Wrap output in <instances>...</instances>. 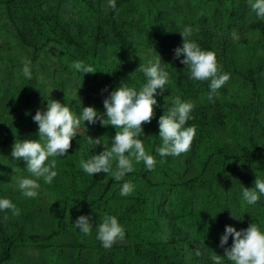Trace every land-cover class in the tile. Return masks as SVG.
<instances>
[{
  "label": "rangeland",
  "instance_id": "obj_1",
  "mask_svg": "<svg viewBox=\"0 0 264 264\" xmlns=\"http://www.w3.org/2000/svg\"><path fill=\"white\" fill-rule=\"evenodd\" d=\"M115 4L112 9L109 0H0V199H10L20 209L19 216L0 211V236L56 233L52 238L22 236L1 264H214L213 255L232 264L225 250L234 238L220 246L226 226L241 231L255 223L264 230V195L254 205L242 198L243 187H254L256 176L264 179V19L251 11L248 0ZM185 27L193 29L190 40L214 51L222 72L230 74L211 100L210 81L190 79V69L180 62L184 57H175ZM158 54L170 83L155 96V117L143 125L141 136L156 158L155 169L135 164L121 181L103 172L87 174L80 161L104 150L88 138L103 137L110 148L120 129L82 121L68 153L55 158L58 175L51 184L41 178L37 197L25 198L17 180L35 177L11 152L17 140L39 138L36 112L46 111L48 101L55 100L78 116L85 107L103 114V101L122 83L137 90L146 83L136 70ZM76 61L96 72H76L71 67ZM25 65L32 79L24 75ZM176 96L194 104L185 127L195 125L196 135L189 151L160 157L158 121ZM126 181L135 188L122 196ZM209 182L216 185L213 197L204 187ZM74 200L85 206L76 212L90 218V235L57 224L62 218L76 222L78 217L66 211ZM105 215L115 216L125 230L124 240L110 249L97 239ZM165 239L172 241L168 256L152 245Z\"/></svg>",
  "mask_w": 264,
  "mask_h": 264
},
{
  "label": "clouds",
  "instance_id": "obj_2",
  "mask_svg": "<svg viewBox=\"0 0 264 264\" xmlns=\"http://www.w3.org/2000/svg\"><path fill=\"white\" fill-rule=\"evenodd\" d=\"M249 7L258 18L264 19V0H248ZM109 7L116 8L115 0H109ZM193 34L191 27H185L180 34L183 37L182 47L175 49V57L190 69V79L195 81H210L209 100L226 82L230 74L223 73L222 66L218 63L214 51H205L194 41L190 40ZM234 40L239 36L232 32ZM71 67L78 73H95L96 70L86 65L83 61L74 62ZM136 71H140L146 77V83L140 89L130 87L122 83L115 91L103 101L106 112L98 113L94 107H85L78 116L71 107L58 101H48L46 111H37L33 120L38 125V139L17 140L12 148L11 156L15 160L23 159L26 162V170L32 178H20L17 180L18 188L25 198H36L42 178L45 184H51L58 175L56 157L65 156L71 148V141L80 134L81 122L87 121L95 124L97 121L102 126L111 125L120 131H116L112 146L108 148L102 143V138L95 140L88 138L96 145H103L104 150L92 156L90 159L81 160L80 167L84 172L93 174H111L116 181L135 170L134 165L141 162L152 171L156 166V158L149 154L141 138L143 125L151 123L155 117L157 106L156 95L165 90V85L170 83L169 73L162 67V59L158 54L154 59H149L147 64H141ZM27 79H32L31 69L25 65L23 69ZM158 90L160 92L158 93ZM107 91V88L104 89ZM173 107L159 118V137L161 146L156 148L160 157L179 156L190 150L196 135V126L185 127L194 104L184 102L179 96L173 100ZM106 117V118H105ZM49 158H52L49 161ZM113 162L115 169L113 170ZM160 163H164L162 159ZM135 185L131 181L123 183L120 190L122 196L131 195ZM264 195V179L256 176L254 187H243L242 198L248 205L256 204L260 196ZM11 210L13 216L20 215V209L10 199H0V211ZM84 235L92 232L90 218L79 216L73 224ZM232 236L233 244L225 250V257L232 264H264V230L255 223H251L247 229L237 231L231 226H226L225 233L221 236L220 246L228 243ZM125 238L124 227L115 216L105 215L98 226L97 239L106 249H110L118 240ZM197 251V255H199ZM214 264H222V257L213 255Z\"/></svg>",
  "mask_w": 264,
  "mask_h": 264
},
{
  "label": "trees",
  "instance_id": "obj_3",
  "mask_svg": "<svg viewBox=\"0 0 264 264\" xmlns=\"http://www.w3.org/2000/svg\"><path fill=\"white\" fill-rule=\"evenodd\" d=\"M23 88V87H22ZM194 181H190L189 184L190 185V188H192L193 186H195V183H193ZM215 184L213 182H209L208 185H204V187H206L208 190H206V192H208V196H214L215 195ZM83 206L82 204H80L79 202H77V200H74L73 203H71L70 205H68V209L66 210L67 212H69V214L71 215V217H75L76 218L78 217L77 216V210L78 209H82ZM64 218L62 219H59L57 221V224L59 225V227H74L72 223H67V221L63 220ZM56 233H49V234H46V235H34V234H30V233H21L20 231H12L9 235H1L0 236V245L2 246V251H0V264L5 262V261H8L11 257V251H12V245L17 242L18 240L22 239L23 237L22 236H25L26 238L28 239H36L37 237H41V238H52L53 236H55ZM172 241L169 240V239H165V241H162V242H157V243H152V245H154L155 249H156V253L160 254L161 251H163V255H166L168 256V253L170 251V248L168 247V243H171ZM173 249H176V247L172 246ZM208 259L207 261L208 262H211L213 263V261L211 259H209V256H207ZM205 257V258H207ZM175 264H182V262H177Z\"/></svg>",
  "mask_w": 264,
  "mask_h": 264
}]
</instances>
